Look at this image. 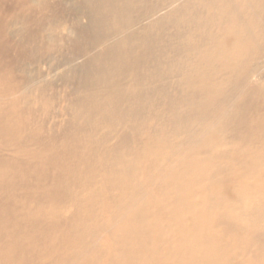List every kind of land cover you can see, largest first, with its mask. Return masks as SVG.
<instances>
[{"label":"bare ground","instance_id":"1","mask_svg":"<svg viewBox=\"0 0 264 264\" xmlns=\"http://www.w3.org/2000/svg\"><path fill=\"white\" fill-rule=\"evenodd\" d=\"M0 264H264V0H0Z\"/></svg>","mask_w":264,"mask_h":264},{"label":"rangeland","instance_id":"2","mask_svg":"<svg viewBox=\"0 0 264 264\" xmlns=\"http://www.w3.org/2000/svg\"><path fill=\"white\" fill-rule=\"evenodd\" d=\"M57 6H58V5H57ZM80 21H82V24L85 23V19H82V18H81ZM32 30H35V29H32ZM61 30H62V29H61ZM93 31L96 32V29H92V30L90 29V30H87V33L90 34V35H92ZM62 34H63V36L66 35V36H68V37H69V35H70L69 32H68V30H62ZM83 34H85V31L83 32ZM39 35H40V34H39ZM39 35H36V36H37L36 39H41V37H40ZM42 40H43V42L46 41V39H43V38H42ZM9 51H10V54H11V55H16V52H15L13 49H10ZM26 67L29 68V67H31V66L26 65ZM47 126H49V123H48Z\"/></svg>","mask_w":264,"mask_h":264}]
</instances>
